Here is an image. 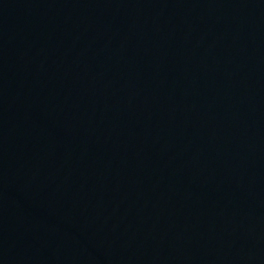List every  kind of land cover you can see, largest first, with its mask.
<instances>
[{"label": "water", "instance_id": "95a60500", "mask_svg": "<svg viewBox=\"0 0 264 264\" xmlns=\"http://www.w3.org/2000/svg\"><path fill=\"white\" fill-rule=\"evenodd\" d=\"M0 264H264V0H0Z\"/></svg>", "mask_w": 264, "mask_h": 264}]
</instances>
